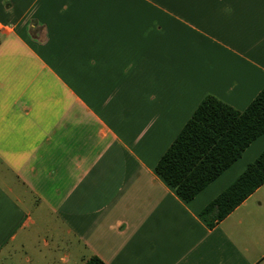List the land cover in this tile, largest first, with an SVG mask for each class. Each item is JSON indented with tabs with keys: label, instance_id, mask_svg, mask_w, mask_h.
<instances>
[{
	"label": "crops",
	"instance_id": "0c3cea01",
	"mask_svg": "<svg viewBox=\"0 0 264 264\" xmlns=\"http://www.w3.org/2000/svg\"><path fill=\"white\" fill-rule=\"evenodd\" d=\"M263 87L264 0H0V264H264V184L199 216L264 134L188 203L154 171Z\"/></svg>",
	"mask_w": 264,
	"mask_h": 264
},
{
	"label": "trees",
	"instance_id": "16d2710c",
	"mask_svg": "<svg viewBox=\"0 0 264 264\" xmlns=\"http://www.w3.org/2000/svg\"><path fill=\"white\" fill-rule=\"evenodd\" d=\"M264 134V87L243 111L205 96L161 155L155 173L184 202L192 201ZM264 184V149L199 214L213 227ZM82 264H104L91 256Z\"/></svg>",
	"mask_w": 264,
	"mask_h": 264
},
{
	"label": "rangeland",
	"instance_id": "374dc122",
	"mask_svg": "<svg viewBox=\"0 0 264 264\" xmlns=\"http://www.w3.org/2000/svg\"><path fill=\"white\" fill-rule=\"evenodd\" d=\"M40 227H42V226H40ZM43 228V227H42ZM39 231H43L41 228H40V230ZM42 233V232H41ZM42 235V234H41ZM20 262H21V259L19 258L18 259Z\"/></svg>",
	"mask_w": 264,
	"mask_h": 264
}]
</instances>
